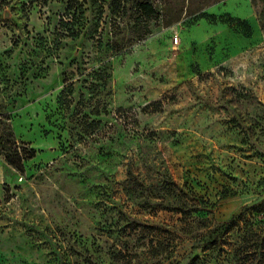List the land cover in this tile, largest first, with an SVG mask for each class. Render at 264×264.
Wrapping results in <instances>:
<instances>
[{
	"label": "rangeland",
	"instance_id": "374dc122",
	"mask_svg": "<svg viewBox=\"0 0 264 264\" xmlns=\"http://www.w3.org/2000/svg\"><path fill=\"white\" fill-rule=\"evenodd\" d=\"M0 264H264V0H0Z\"/></svg>",
	"mask_w": 264,
	"mask_h": 264
},
{
	"label": "trees",
	"instance_id": "16d2710c",
	"mask_svg": "<svg viewBox=\"0 0 264 264\" xmlns=\"http://www.w3.org/2000/svg\"><path fill=\"white\" fill-rule=\"evenodd\" d=\"M140 10L143 14H145L146 16H153L156 14L155 10L153 9L151 4L148 3H142L140 4ZM159 15V13H158ZM18 159V158H17ZM6 160L7 162L13 166V167H17V162L14 158H12L11 156H6ZM20 161V160H19Z\"/></svg>",
	"mask_w": 264,
	"mask_h": 264
}]
</instances>
